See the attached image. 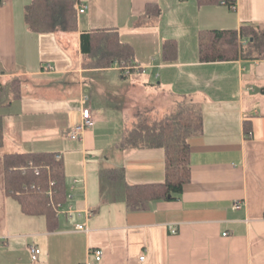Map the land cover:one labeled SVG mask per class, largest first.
Masks as SVG:
<instances>
[{
  "label": "crops",
  "instance_id": "0c3cea01",
  "mask_svg": "<svg viewBox=\"0 0 264 264\" xmlns=\"http://www.w3.org/2000/svg\"><path fill=\"white\" fill-rule=\"evenodd\" d=\"M29 1L0 0V264H264V58H198L199 30L263 24L264 0H75V28L52 32L26 27ZM108 27L144 71L122 78L115 65L84 64L80 32ZM165 40L174 43L167 56ZM84 94L94 122L71 139ZM177 104L202 115L189 180L177 197L130 208L124 185L162 181L164 151L117 148L124 124ZM39 150L60 155V210L72 205L71 217L24 213L5 189L2 155ZM30 243L40 249L34 261Z\"/></svg>",
  "mask_w": 264,
  "mask_h": 264
},
{
  "label": "trees",
  "instance_id": "16d2710c",
  "mask_svg": "<svg viewBox=\"0 0 264 264\" xmlns=\"http://www.w3.org/2000/svg\"><path fill=\"white\" fill-rule=\"evenodd\" d=\"M230 6L234 0H223ZM150 4L146 6L150 11ZM156 13H159L157 8ZM24 21L30 31H72L75 28V0H30L24 9ZM246 40L245 44L240 39ZM80 52L85 65L107 68L132 65L128 73L118 69L122 78L136 71L132 46L120 40L113 27L82 30ZM174 45L163 42V54ZM238 56L264 58V23H243L239 29H201L198 32L200 61H220ZM15 94V92H14ZM202 128L200 107L177 104L170 112L151 116L136 111L126 121L116 147L119 149L161 147L164 151V179L151 183H126L124 198L130 208L143 209L152 199L174 198L189 180L190 136ZM246 126L245 131H248ZM3 143V119L0 115V146ZM6 191L14 196L24 213L43 214L49 222L56 218L53 204L66 201V186L61 163L49 151L9 152L2 155ZM38 167V172L34 171ZM51 194H48V190ZM169 195V196H168Z\"/></svg>",
  "mask_w": 264,
  "mask_h": 264
},
{
  "label": "built area",
  "instance_id": "2783aa9c",
  "mask_svg": "<svg viewBox=\"0 0 264 264\" xmlns=\"http://www.w3.org/2000/svg\"><path fill=\"white\" fill-rule=\"evenodd\" d=\"M84 8L85 6H81L77 9V12L80 13V12H83L84 11ZM246 40L244 38L240 39V43L241 44H245ZM116 68L117 69H120L122 70L123 73H128L129 72V67L132 66V65H124V66H119L118 64H115ZM133 67L135 68L136 71L140 70V71H144L145 70V67L144 66H139V65H133ZM88 95H82L80 97V119L79 121L68 131L67 133V136L71 139H79L81 138L84 130L86 128H90L92 127L93 125V117H92V114H91V111H90V107L88 105ZM56 159H59L60 155L59 154H56L54 156ZM34 171L37 173L38 172V167H34ZM48 194L50 195L51 194V190L49 189L48 190ZM240 206L239 202H234V207L238 208ZM53 207L55 209V211L57 213L62 212L64 213L65 216L67 217H71L73 212H74V209L72 208V205H68L66 208H64L62 211L60 210V207H61V203L58 202V203H54L53 204ZM86 213V215L90 214L92 211L91 210H86L84 211ZM170 232L174 233L176 231V226L174 225H169L168 226ZM75 229L76 230H82V231H87V228L84 224L82 223H77L75 225ZM27 250L29 252V256H30V259L31 260H36L39 253H40V249L34 244V243H30V244H27ZM93 253H94V256L97 260L100 259L101 257V250L96 248V249H93ZM143 256H140V259H142Z\"/></svg>",
  "mask_w": 264,
  "mask_h": 264
},
{
  "label": "rangeland",
  "instance_id": "374dc122",
  "mask_svg": "<svg viewBox=\"0 0 264 264\" xmlns=\"http://www.w3.org/2000/svg\"><path fill=\"white\" fill-rule=\"evenodd\" d=\"M118 76L120 75V74H118V73H116ZM143 111H144V109H142ZM165 110V109H164ZM149 115H154V114H152L151 112L149 113ZM155 116V115H154ZM153 117V116H152ZM101 144V143H100ZM99 144V145H100ZM91 153H94L95 154V156H97V157H99V153L100 152H97V150H92L91 152H90V154ZM103 155V154H102ZM109 171H111V170H109ZM94 187L92 186V189H93ZM90 189V188H89ZM92 189H90V191H91V195H94V193H92L93 192V190Z\"/></svg>",
  "mask_w": 264,
  "mask_h": 264
},
{
  "label": "water",
  "instance_id": "95a60500",
  "mask_svg": "<svg viewBox=\"0 0 264 264\" xmlns=\"http://www.w3.org/2000/svg\"><path fill=\"white\" fill-rule=\"evenodd\" d=\"M169 196V195H168Z\"/></svg>",
  "mask_w": 264,
  "mask_h": 264
}]
</instances>
